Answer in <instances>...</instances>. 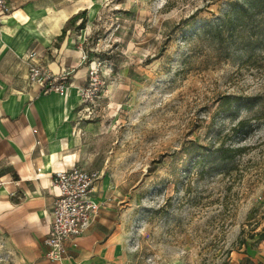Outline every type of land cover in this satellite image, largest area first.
Returning <instances> with one entry per match:
<instances>
[{
	"label": "rangeland",
	"instance_id": "374dc122",
	"mask_svg": "<svg viewBox=\"0 0 264 264\" xmlns=\"http://www.w3.org/2000/svg\"><path fill=\"white\" fill-rule=\"evenodd\" d=\"M93 3L73 22L100 77L76 160L100 171L123 264H264V0Z\"/></svg>",
	"mask_w": 264,
	"mask_h": 264
},
{
	"label": "crops",
	"instance_id": "0c3cea01",
	"mask_svg": "<svg viewBox=\"0 0 264 264\" xmlns=\"http://www.w3.org/2000/svg\"><path fill=\"white\" fill-rule=\"evenodd\" d=\"M7 3L11 11L0 15V264H56L45 258L43 243L56 192L52 174L79 167L84 110L78 89L89 68L80 47L83 30L68 21L89 13L94 3ZM31 52L35 56L29 59ZM31 64L53 75L69 71L66 91L44 93L40 85L30 84ZM90 197L101 207L74 245L66 244L62 264H123L121 224L99 180Z\"/></svg>",
	"mask_w": 264,
	"mask_h": 264
},
{
	"label": "built area",
	"instance_id": "2783aa9c",
	"mask_svg": "<svg viewBox=\"0 0 264 264\" xmlns=\"http://www.w3.org/2000/svg\"><path fill=\"white\" fill-rule=\"evenodd\" d=\"M10 11L7 0H0V15ZM27 56L31 59L35 53L31 52ZM98 72L96 66H89L85 83L78 89L84 111L99 94ZM69 76V71L63 70L53 75L39 65L31 64L28 68L27 80L30 84L40 85L44 93L63 94L68 87ZM100 176L99 171H87L77 166L53 172L52 182L56 192L52 202L49 232L43 240L46 259L62 264L66 254V244L74 245V241L83 234L90 220L98 213L101 205L91 199L90 193Z\"/></svg>",
	"mask_w": 264,
	"mask_h": 264
},
{
	"label": "trees",
	"instance_id": "16d2710c",
	"mask_svg": "<svg viewBox=\"0 0 264 264\" xmlns=\"http://www.w3.org/2000/svg\"><path fill=\"white\" fill-rule=\"evenodd\" d=\"M252 1V0H251ZM84 16H85V12H80L78 14H76L75 16H73L72 18L69 19L68 21V25L69 26H72L73 25V22L77 19H84ZM67 25V26H68ZM65 32V29H63V32L62 34H64ZM228 98V97H227ZM229 99V100H228ZM228 99H225L223 101V104L225 105H231V103H234L235 105H237L236 107H240V106H248L249 105V98H247V100L245 101H241L239 100L240 98H228ZM247 125V121H239L237 124H236V129H239V128H245ZM239 151V149H227V148H219L217 150V153H218V158L221 160V161H226V160H231L234 158L235 154Z\"/></svg>",
	"mask_w": 264,
	"mask_h": 264
}]
</instances>
